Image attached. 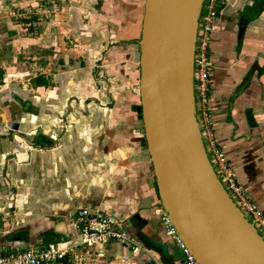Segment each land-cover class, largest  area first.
I'll return each instance as SVG.
<instances>
[{
    "label": "crops",
    "instance_id": "obj_1",
    "mask_svg": "<svg viewBox=\"0 0 264 264\" xmlns=\"http://www.w3.org/2000/svg\"><path fill=\"white\" fill-rule=\"evenodd\" d=\"M52 3L0 0V242L73 244V216L89 208L120 220L138 249L82 247L72 264H186L164 220L140 112L146 0ZM17 8L51 19L15 23ZM217 13L212 132L264 217V0H224Z\"/></svg>",
    "mask_w": 264,
    "mask_h": 264
},
{
    "label": "water",
    "instance_id": "obj_2",
    "mask_svg": "<svg viewBox=\"0 0 264 264\" xmlns=\"http://www.w3.org/2000/svg\"><path fill=\"white\" fill-rule=\"evenodd\" d=\"M204 1L146 0L140 112L147 146L165 213L199 264H264V234L224 186L201 134L194 66Z\"/></svg>",
    "mask_w": 264,
    "mask_h": 264
},
{
    "label": "built area",
    "instance_id": "obj_3",
    "mask_svg": "<svg viewBox=\"0 0 264 264\" xmlns=\"http://www.w3.org/2000/svg\"><path fill=\"white\" fill-rule=\"evenodd\" d=\"M41 1L52 2V0ZM223 3L224 0H205L200 17L194 66L197 114L209 158L219 178L238 207L259 228L264 227V217L256 206L248 200L241 187L234 180L227 168L226 156L217 147L212 132L213 121L210 117L208 104V72L210 69L208 46L211 40V31L216 22L217 10ZM164 220L171 228L172 233L176 235V240L183 252L186 264H199L185 243L177 235L166 214ZM73 224L78 234V239L73 244L57 243L44 247H24L0 243V264H72V261L76 260L75 254L80 252L82 247L88 248L95 245L107 247L113 244H120L133 251L138 249L136 248L135 239L127 231L123 223L116 217L100 210L79 209L73 216ZM1 227L0 221V231Z\"/></svg>",
    "mask_w": 264,
    "mask_h": 264
},
{
    "label": "rangeland",
    "instance_id": "obj_4",
    "mask_svg": "<svg viewBox=\"0 0 264 264\" xmlns=\"http://www.w3.org/2000/svg\"><path fill=\"white\" fill-rule=\"evenodd\" d=\"M38 3H39L40 8H43V9L46 8L48 11L51 10V6L53 5V3L50 1L45 2V1L38 0ZM50 13L51 11L47 13H40L38 15L36 9L28 8L26 10H23V9L17 8L11 11L10 17L15 23H24V24L35 23L37 25H33V26L37 28L39 23L43 25L46 21H50L51 19ZM24 18H27V19H24ZM38 18L40 19L38 20ZM23 28L24 29L28 28V25H25ZM35 32H36V29H34V33ZM24 33L33 34V32H31L30 30H26Z\"/></svg>",
    "mask_w": 264,
    "mask_h": 264
},
{
    "label": "trees",
    "instance_id": "obj_5",
    "mask_svg": "<svg viewBox=\"0 0 264 264\" xmlns=\"http://www.w3.org/2000/svg\"><path fill=\"white\" fill-rule=\"evenodd\" d=\"M2 79H3V71L0 70V83L2 82Z\"/></svg>",
    "mask_w": 264,
    "mask_h": 264
}]
</instances>
